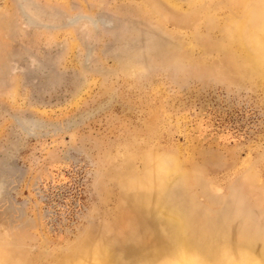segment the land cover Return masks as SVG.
Listing matches in <instances>:
<instances>
[{
  "label": "rangeland",
  "instance_id": "obj_1",
  "mask_svg": "<svg viewBox=\"0 0 264 264\" xmlns=\"http://www.w3.org/2000/svg\"><path fill=\"white\" fill-rule=\"evenodd\" d=\"M263 26L264 0H0V252L259 259Z\"/></svg>",
  "mask_w": 264,
  "mask_h": 264
},
{
  "label": "bare ground",
  "instance_id": "obj_2",
  "mask_svg": "<svg viewBox=\"0 0 264 264\" xmlns=\"http://www.w3.org/2000/svg\"><path fill=\"white\" fill-rule=\"evenodd\" d=\"M244 30H245L244 26L238 25L235 33L237 36L241 37V39H242L243 33L245 32ZM257 32H258V34L259 33L263 34V37H264V26L261 29H258ZM256 65H258V64H256ZM259 65H261V64H259ZM178 223H179V221H176V225ZM182 227L184 228V226H182ZM183 228H181V231H180L181 234H183V230H182ZM185 241H186V238L181 237L179 234H177V236H174V237L172 236L171 240L169 241L170 243L168 245H165V243H162L161 246H157L156 252L164 254L167 256V258L164 260V262L160 261L158 264H196V263H194L192 256H193V254H196L197 252L196 251H195L196 253L195 252H191V253L187 252L188 244ZM201 254H202V252H201ZM230 254H231V251L229 249L218 250V252H216V254L206 257V259L204 260V262H202V264H264V252L260 256V258L255 259L253 263H248V262L243 260V257L246 254V250L239 252V254L235 258H232V259L230 257ZM8 255L6 253L0 252V264H13V262L11 261V258H9ZM85 255L83 257L79 258L78 260H75L74 258H72V259L68 258V260L63 261V262L61 261L57 264H88V262H89V264H114V261H106L105 262V261H102V260H104V258H102L100 260V258H98V257H89V256H85ZM206 256H207V254H206ZM147 261H149V260H147ZM151 261H154V260H151ZM100 262H103V263H100ZM142 262H143V260H142ZM199 263H201V262H199Z\"/></svg>",
  "mask_w": 264,
  "mask_h": 264
}]
</instances>
